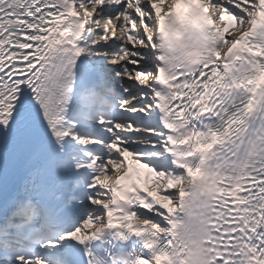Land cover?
<instances>
[{
	"label": "snow or ice",
	"instance_id": "6c2138e0",
	"mask_svg": "<svg viewBox=\"0 0 264 264\" xmlns=\"http://www.w3.org/2000/svg\"><path fill=\"white\" fill-rule=\"evenodd\" d=\"M0 264H264V0H0Z\"/></svg>",
	"mask_w": 264,
	"mask_h": 264
}]
</instances>
